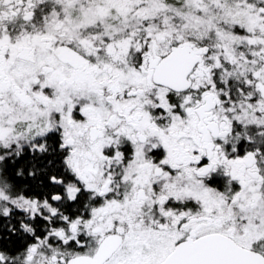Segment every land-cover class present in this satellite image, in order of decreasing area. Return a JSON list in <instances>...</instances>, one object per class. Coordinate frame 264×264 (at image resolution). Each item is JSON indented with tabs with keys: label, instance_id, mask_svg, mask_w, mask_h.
<instances>
[{
	"label": "snow or ice",
	"instance_id": "6c2138e0",
	"mask_svg": "<svg viewBox=\"0 0 264 264\" xmlns=\"http://www.w3.org/2000/svg\"><path fill=\"white\" fill-rule=\"evenodd\" d=\"M0 264H264V0H0Z\"/></svg>",
	"mask_w": 264,
	"mask_h": 264
}]
</instances>
